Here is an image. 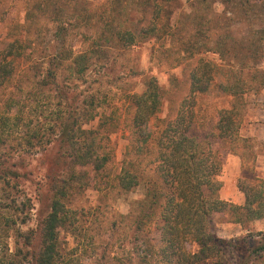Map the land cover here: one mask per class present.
Wrapping results in <instances>:
<instances>
[{
    "label": "rangeland",
    "instance_id": "rangeland-1",
    "mask_svg": "<svg viewBox=\"0 0 264 264\" xmlns=\"http://www.w3.org/2000/svg\"><path fill=\"white\" fill-rule=\"evenodd\" d=\"M150 2L0 0V59L10 43L19 38L25 41L33 60L38 61L36 66L27 62L20 64L19 72L5 88H0V104L9 96H21L24 91L19 86L25 88L31 78L28 87L36 94L34 98L23 99L28 104L24 111L26 117L44 131L48 130L54 111L65 106V101L59 98L60 88L69 94L71 100L67 103L77 109L80 107L82 114L83 99L90 91L102 99L108 96L111 105L106 111L104 107L99 111L110 113L115 109L119 117L117 131L110 137L113 157L98 173L59 156L63 150L58 140L38 152L32 149L19 151L21 146H0V163L9 172L6 177L0 176V264H7L9 260L36 264L34 254L39 244V227L50 210L52 185L61 181L68 183L70 179L74 181L71 184L82 182V187H77L66 199L73 211L69 223L60 233L58 264H108L112 256L124 264H135L149 240L155 243V250L162 245L161 229L156 221L151 229L149 226L142 231L136 228V217L141 210L139 201L150 198V189L156 181L159 183V176L148 158L142 159L143 153L135 142L132 133L135 109L129 95L141 92L145 80L154 76L161 87V108L149 125L155 131L164 128L180 110H187L182 109V104L190 94V74L199 55L189 57L187 54L191 50L186 51L185 44L214 40L226 30L215 23L227 24L231 16L234 17L233 33L245 32L247 25L237 23L241 18L253 23L251 26L256 30L263 20V11L259 12L258 8L253 12L237 10L240 12L235 15L228 9L231 0H157L163 8L154 12ZM110 16L116 22H169L172 29L164 26L157 35H149L151 38L143 39L141 35V39L130 47L105 48L102 44V49H107L104 52L106 63H99L94 70L77 74L71 80V68L65 65L58 72L57 84L44 87L36 84L46 74L44 56L59 49L78 52L88 48L93 40L92 26L96 22V26H102ZM190 34L194 38L191 39ZM65 41L66 46L63 45ZM203 55L221 62L213 51ZM26 93L28 95V90ZM201 97L198 105L208 104L203 113L207 118L202 125L195 126L194 132L200 138L208 135L211 145L219 150L221 196L230 203L242 204L245 192L241 187L264 179V86L245 94V114L239 130L241 138L232 142H224L215 135L218 115L215 107L221 104L216 102V94ZM98 122L97 118L86 126L96 127ZM129 171L143 173L144 177L136 187L125 189L121 186V176ZM76 175L83 176L78 178ZM88 178L90 181L86 185ZM213 230L232 244L222 261L211 258L196 264H230L241 256H247L251 264H264V252H253L249 246L256 247L263 239L264 218L241 224L229 221L227 214L216 219ZM243 238L249 242H243ZM240 242L243 244L237 245ZM187 248L196 251L198 246L188 244ZM165 256L158 253L156 259L161 264H182L175 256L172 262L166 261Z\"/></svg>",
    "mask_w": 264,
    "mask_h": 264
},
{
    "label": "trees",
    "instance_id": "trees-1",
    "mask_svg": "<svg viewBox=\"0 0 264 264\" xmlns=\"http://www.w3.org/2000/svg\"><path fill=\"white\" fill-rule=\"evenodd\" d=\"M149 1L154 12L163 8L157 0ZM231 1L228 9L233 14L243 10L253 12L258 8L259 12L263 11V20L256 30L251 26L253 23L247 22L245 18L237 20V23L247 25L244 33L237 34L232 32L234 17L231 16L227 24L215 23L217 27H225L226 30L224 33L220 32L214 40L185 44L184 49L191 50L187 54L189 57L199 55L190 74V94L182 104V109L187 108L186 112L180 110L174 120L155 131L149 124L161 108V87L158 80L150 75L141 92L129 95L135 109L132 120L135 142L143 153L142 159L147 157L159 176V183L156 181L150 189V198L139 201L141 210L136 217V228L142 231L149 226L151 229L156 221L161 229L162 242L160 248L155 250V243L149 240L143 248V255L135 264H161L156 259L158 253H164V259L168 262H172L175 256L182 264H196L211 258L222 261L232 241H227L214 232L213 223L216 219L228 214L229 221L247 224L253 219L264 218V179H258L259 183L246 187L240 185L245 192V202L242 204L222 199L218 178L222 168L219 150L211 145L208 135L200 138L194 132L195 126L202 125L207 118L203 113L208 104L200 102L198 105V98L215 93L218 97L216 102L221 104L215 107L218 115L214 125L216 133H213L224 142L239 140V130L245 114V94L251 89L264 86V0ZM111 17L102 26H96L98 22L92 26L93 40L88 48L77 52L65 47L64 50L59 49L60 51L44 56L46 74L36 84L41 87L57 84L58 72L65 65L71 68V80L77 74L84 75L89 69L94 70L99 63H106L104 52L107 49H102V44L105 48H113L115 45L130 47L141 39V35L143 39L151 38L149 35H157L164 26L172 29L169 22H116ZM190 35L191 39L194 38L193 34ZM63 45L66 46V41ZM210 51L219 55L220 63L203 55ZM29 53L25 41L19 38L3 51L0 59V88H5L19 72L20 64L27 62L37 65L38 61L33 60ZM31 83L32 79L29 78L25 88L19 86L25 97L12 95L0 104V146H21L19 151L28 152L32 149L38 152L46 150L58 140L63 150L59 156L98 173L113 157L110 137L117 131L119 124L115 109L110 113L105 112L110 104L108 96L102 99L97 93L90 91L88 97L83 99L85 106L81 108L82 114L80 107L77 109L67 103L71 100L68 99L69 94L60 88L59 98L65 101V106L54 111L49 131H44L25 115L24 108L28 104L23 99L34 98L36 94L32 87H28ZM100 107H104L105 111H99ZM97 118L99 122L96 127L86 126ZM212 122L213 120L210 123ZM7 173L8 169L0 163V176L6 177ZM139 173L126 172L121 176V186L132 189L139 185L144 177L143 173ZM76 176L81 178L83 175ZM89 181L90 179L86 185ZM72 182L74 183L70 179L68 183L61 181L52 185L50 210L39 227V244L34 254L36 264H58L60 233L62 227L69 223L73 211L66 199L77 187H82V182L71 184ZM261 234L263 239L258 246L248 244L253 252H264V231ZM242 240L249 242L247 238ZM188 244H196L198 249H188ZM240 244L243 243L237 245ZM246 257L241 256L230 264H251ZM114 258L116 257L112 256L108 264H124ZM7 264L24 263L9 260Z\"/></svg>",
    "mask_w": 264,
    "mask_h": 264
},
{
    "label": "crops",
    "instance_id": "crops-1",
    "mask_svg": "<svg viewBox=\"0 0 264 264\" xmlns=\"http://www.w3.org/2000/svg\"><path fill=\"white\" fill-rule=\"evenodd\" d=\"M220 196H221V189H220ZM221 198L224 199L223 196H221Z\"/></svg>",
    "mask_w": 264,
    "mask_h": 264
}]
</instances>
